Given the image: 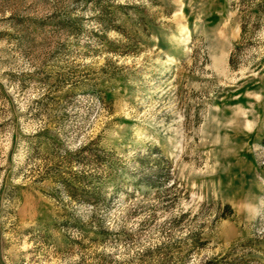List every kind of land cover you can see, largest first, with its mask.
I'll list each match as a JSON object with an SVG mask.
<instances>
[{
	"label": "rangeland",
	"instance_id": "1",
	"mask_svg": "<svg viewBox=\"0 0 264 264\" xmlns=\"http://www.w3.org/2000/svg\"><path fill=\"white\" fill-rule=\"evenodd\" d=\"M0 264H264V0H0Z\"/></svg>",
	"mask_w": 264,
	"mask_h": 264
}]
</instances>
